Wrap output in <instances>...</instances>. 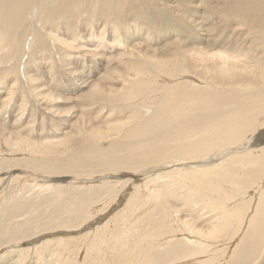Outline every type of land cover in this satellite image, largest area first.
<instances>
[{
    "label": "bare ground",
    "instance_id": "bare-ground-1",
    "mask_svg": "<svg viewBox=\"0 0 264 264\" xmlns=\"http://www.w3.org/2000/svg\"><path fill=\"white\" fill-rule=\"evenodd\" d=\"M171 1L0 0V56L5 50L21 48L30 54L35 48L42 56L50 53L47 64H62V79H81L71 85L54 79L40 83L27 73L33 85L29 91L38 103L57 114L66 101L55 88L67 92L73 87L76 97L67 102L81 99L82 109H96L92 115L106 109L90 120L108 127H92L83 136L77 128L85 116L73 123L69 114V132L21 139L15 147L23 150L27 143L37 155L43 154L42 147L73 143L77 161L83 159L90 168H95L94 157L101 158L103 168L120 166L136 174L155 168L150 182L161 183L165 193L136 196L159 208L150 241L160 246L164 238L171 246L158 259L170 256L172 263L167 264H232L241 241L251 233L247 242L253 240V251L239 254L233 264H257L264 258V0H201L209 13L208 18L202 15L203 21L210 19V27L188 17H197L199 4ZM48 68L54 73L51 64ZM13 80L12 90L19 77ZM118 109L125 119L110 125ZM109 130L118 138L107 145ZM1 135L8 139L0 128ZM44 154L36 168L50 175L40 178L53 181L62 162ZM121 156L123 161H117ZM177 201L187 208V218L172 206ZM135 244L127 249L116 242L108 264H156L153 249Z\"/></svg>",
    "mask_w": 264,
    "mask_h": 264
},
{
    "label": "rangeland",
    "instance_id": "rangeland-1",
    "mask_svg": "<svg viewBox=\"0 0 264 264\" xmlns=\"http://www.w3.org/2000/svg\"><path fill=\"white\" fill-rule=\"evenodd\" d=\"M193 1L199 4V14L195 18L192 15H188V17L198 20L195 24L203 23L202 25L210 27L212 22L210 19L203 21L204 17L208 18L209 13H205L208 10L202 7L201 0ZM170 3H174V0ZM203 14L206 15L202 17ZM201 35L205 37L206 32H201ZM20 49L10 53H7L6 50L5 53L2 51L0 56V128L2 134H6L8 138L5 139L4 135L0 136V264H108L112 257L111 254L117 251H114L116 242L128 249L135 244L134 241L137 242L135 246L140 243V246H145L147 249L149 246L153 249L149 250L152 251L154 263H172L173 259L170 256L158 259V254L166 252L167 248L171 246L170 243H165L167 240L164 238H161L160 246L150 241L156 232L155 224L160 218L159 208L157 205L153 206L149 200L144 201V197L142 199L136 196L143 193L146 196V192H150V194L165 193L166 188L161 183L150 182L152 177L149 173H154L155 168L148 170V173L145 171L137 174L132 171L128 172L120 166L103 168L100 157L92 159L91 163L95 165V168H90L83 159L80 162V159L77 161L78 149L75 144H57V147L53 145L54 150L46 147L40 148L46 158L52 157L62 162V165L58 166V168L62 167L57 173L58 175L51 176L54 178L53 181H45L40 178V175H50L44 170L36 168V163L39 164L43 154H32L31 147L27 146V143L24 144L23 150L15 147V143L21 139L30 142L39 140L40 136H44L46 133L64 134L69 132L70 130L66 128L68 123L65 122L70 118L69 114L74 117V119L71 118L73 123L78 121V116H85L84 125L77 128L80 135H89L91 128L95 126L100 127L101 130H108L107 124L90 120L96 115L103 114L106 109L103 108V113L92 115L96 109L93 106L82 109L79 104L81 99L67 102L68 97H76V93L72 91L73 87L69 88L72 92L69 90L66 92L55 88L54 85H51L52 83L47 84L55 88L54 92L62 94V100L66 103H60V112L57 114L45 110L44 105L38 103V99L34 97V92L29 91V87L33 88V85L27 79V73L35 75L34 78L40 83L56 80L63 85L66 83L71 85L73 81L76 83L81 79L78 77L62 79L63 70L59 69V65L62 64L59 62L57 67L52 64L54 62L47 64V61L44 60L50 56L49 52L42 56L43 54L35 48L30 54H24ZM16 53L20 54L19 58ZM100 53L103 55V51ZM55 59L58 60L57 57ZM50 64L54 67V73H51L49 68L46 69V66H50ZM13 66H17L15 71L10 70ZM43 68L48 73H45ZM39 69H41L40 72ZM18 70H20V74ZM14 77H19V80L12 90L11 87L15 82ZM112 85L119 87L118 84L112 83ZM24 96L27 98L23 102ZM29 105L30 107H28ZM22 108H25V112ZM29 114L33 115V119ZM29 117H31L32 125ZM124 119L125 112L118 109L112 114L109 124H119ZM37 131L40 133L39 136H36ZM108 134H112V136L108 137L107 145L110 144V141L118 138L111 130ZM99 143L104 145L106 142L101 140ZM124 157H117L116 160L123 161ZM237 199L238 201L234 202L236 204L240 203V199ZM87 202L88 204H86ZM142 203L145 204L140 206ZM173 204H175L174 208H178V211L182 214L185 213V217H188L186 207H180L178 201L172 202V206ZM178 216L179 214L176 213L173 215L174 218ZM249 234L245 235L241 241L239 252L234 256L235 258L233 257L232 264L244 252L253 251V240L251 245L250 241L247 242L248 238L249 240L252 238V234ZM155 247L157 248L155 249ZM203 259L205 258L201 257V261ZM262 259L264 261V258H260L257 264H261Z\"/></svg>",
    "mask_w": 264,
    "mask_h": 264
}]
</instances>
